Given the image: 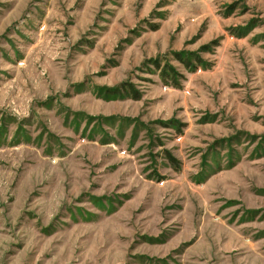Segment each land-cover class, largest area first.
I'll use <instances>...</instances> for the list:
<instances>
[{
  "label": "rangeland",
  "instance_id": "374dc122",
  "mask_svg": "<svg viewBox=\"0 0 264 264\" xmlns=\"http://www.w3.org/2000/svg\"><path fill=\"white\" fill-rule=\"evenodd\" d=\"M0 264H264V0H0Z\"/></svg>",
  "mask_w": 264,
  "mask_h": 264
},
{
  "label": "trees",
  "instance_id": "16d2710c",
  "mask_svg": "<svg viewBox=\"0 0 264 264\" xmlns=\"http://www.w3.org/2000/svg\"><path fill=\"white\" fill-rule=\"evenodd\" d=\"M171 72H174L173 70H171Z\"/></svg>",
  "mask_w": 264,
  "mask_h": 264
},
{
  "label": "crops",
  "instance_id": "0c3cea01",
  "mask_svg": "<svg viewBox=\"0 0 264 264\" xmlns=\"http://www.w3.org/2000/svg\"><path fill=\"white\" fill-rule=\"evenodd\" d=\"M115 4H117V3H115Z\"/></svg>",
  "mask_w": 264,
  "mask_h": 264
}]
</instances>
